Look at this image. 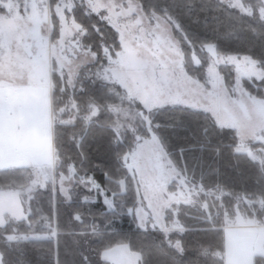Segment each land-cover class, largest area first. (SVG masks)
<instances>
[{"label":"snow or ice","instance_id":"snow-or-ice-1","mask_svg":"<svg viewBox=\"0 0 264 264\" xmlns=\"http://www.w3.org/2000/svg\"><path fill=\"white\" fill-rule=\"evenodd\" d=\"M31 250L264 264V0H0V264Z\"/></svg>","mask_w":264,"mask_h":264},{"label":"trees","instance_id":"trees-1","mask_svg":"<svg viewBox=\"0 0 264 264\" xmlns=\"http://www.w3.org/2000/svg\"><path fill=\"white\" fill-rule=\"evenodd\" d=\"M222 170L226 175H231L232 174V169L228 167L227 161L222 162ZM47 201L44 200L41 207H44L46 209ZM136 232L135 226L130 225L128 223H123L120 224L117 229L116 233L117 235L114 237L115 240L121 239L123 236H128L131 239H134L135 237L133 234ZM27 259L29 261V264H37L38 261H41L43 257L39 256L35 250H31L28 253Z\"/></svg>","mask_w":264,"mask_h":264}]
</instances>
